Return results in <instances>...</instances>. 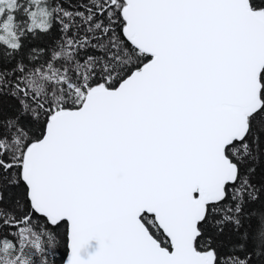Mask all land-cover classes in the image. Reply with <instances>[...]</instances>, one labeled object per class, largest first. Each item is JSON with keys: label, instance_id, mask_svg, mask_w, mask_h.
Here are the masks:
<instances>
[{"label": "snow or ice", "instance_id": "1", "mask_svg": "<svg viewBox=\"0 0 264 264\" xmlns=\"http://www.w3.org/2000/svg\"><path fill=\"white\" fill-rule=\"evenodd\" d=\"M0 264H264V0H0Z\"/></svg>", "mask_w": 264, "mask_h": 264}, {"label": "water", "instance_id": "2", "mask_svg": "<svg viewBox=\"0 0 264 264\" xmlns=\"http://www.w3.org/2000/svg\"><path fill=\"white\" fill-rule=\"evenodd\" d=\"M95 247H96L95 242H93V246L89 249V251H94Z\"/></svg>", "mask_w": 264, "mask_h": 264}]
</instances>
